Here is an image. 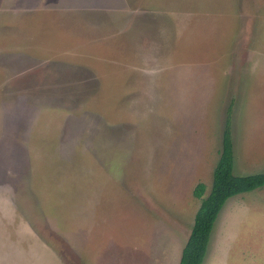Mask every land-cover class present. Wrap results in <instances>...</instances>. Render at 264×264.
Returning a JSON list of instances; mask_svg holds the SVG:
<instances>
[{"label": "rangeland", "instance_id": "rangeland-1", "mask_svg": "<svg viewBox=\"0 0 264 264\" xmlns=\"http://www.w3.org/2000/svg\"><path fill=\"white\" fill-rule=\"evenodd\" d=\"M228 132L264 170V0H0V264H178ZM201 264H264V185Z\"/></svg>", "mask_w": 264, "mask_h": 264}, {"label": "trees", "instance_id": "trees-1", "mask_svg": "<svg viewBox=\"0 0 264 264\" xmlns=\"http://www.w3.org/2000/svg\"><path fill=\"white\" fill-rule=\"evenodd\" d=\"M264 185V170L236 175L233 172L232 145L228 132L222 140L220 156L212 172L209 193L203 197L204 185L198 183L193 194L201 197L193 225L182 247L178 264H201L218 213L227 199L236 194L257 189Z\"/></svg>", "mask_w": 264, "mask_h": 264}, {"label": "crops", "instance_id": "crops-1", "mask_svg": "<svg viewBox=\"0 0 264 264\" xmlns=\"http://www.w3.org/2000/svg\"><path fill=\"white\" fill-rule=\"evenodd\" d=\"M180 258V257H179Z\"/></svg>", "mask_w": 264, "mask_h": 264}]
</instances>
